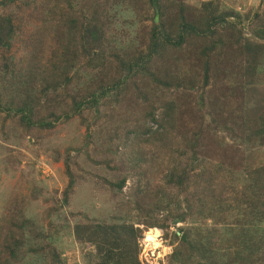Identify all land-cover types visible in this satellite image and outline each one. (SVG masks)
I'll list each match as a JSON object with an SVG mask.
<instances>
[{"label": "trees", "instance_id": "obj_1", "mask_svg": "<svg viewBox=\"0 0 264 264\" xmlns=\"http://www.w3.org/2000/svg\"><path fill=\"white\" fill-rule=\"evenodd\" d=\"M49 1L0 0L4 119L18 130L52 129L71 118L86 130L97 125L94 152L102 157L116 150L115 142L129 143L136 149L134 174L141 173L140 149L165 151L166 158L152 161L161 180L155 190L146 184L149 198L160 186L153 208H141L142 197L129 198L130 190L103 220L44 225L24 214L25 205L17 206L20 218L0 233V257L64 264L53 240L64 229L73 241L93 246L98 260L86 264H142V230L126 220L137 208L145 228H161L164 237L175 223L189 220L180 235L171 233L176 264H264V10L241 16L219 0H55L46 14ZM116 13L150 20L145 47L135 41L125 54L105 45ZM247 19L250 36L243 30ZM35 21L42 23L23 42L33 59L16 57L10 53L16 34ZM50 35L61 57L53 54L45 67L40 60L50 50ZM72 41L82 50H72ZM132 90L134 99L127 96ZM89 141L87 136V157ZM72 161L69 155L62 160L65 205L75 184ZM126 178L111 185L121 192Z\"/></svg>", "mask_w": 264, "mask_h": 264}, {"label": "rangeland", "instance_id": "obj_2", "mask_svg": "<svg viewBox=\"0 0 264 264\" xmlns=\"http://www.w3.org/2000/svg\"><path fill=\"white\" fill-rule=\"evenodd\" d=\"M39 1L47 2V0ZM192 1H198L199 3L201 0ZM219 1L224 9L238 11L241 16L252 15L254 11L262 13L264 10V0ZM56 2L50 0L49 5L43 11L50 14ZM59 6H62L61 2ZM99 9H102L101 5H99ZM23 10L24 14L29 11L27 7H23ZM46 20L45 25H48L49 17ZM113 21L116 25L111 29L112 33L105 42V45H109L111 50L118 53L124 50L123 53L128 54L131 52L132 43L135 41L138 42V47H140V42L142 43L141 46H146L149 40L148 25L150 20H144L143 22L130 20L128 17L116 13ZM41 23L35 21L28 26L21 27L22 31L16 34L10 53H13L16 57L25 54L29 58L30 55V58L33 59V53L31 51L28 53L29 48L25 47L23 42L26 36L35 31ZM250 27V19L245 20L243 30L246 36H250ZM62 35L65 41H70L65 30ZM71 43L72 50H82L80 45L73 44V41ZM56 44L55 37L52 35L45 41V45L49 46L50 50L40 60L43 66L50 67L54 55L55 58L60 60L61 55L57 56L55 50H52ZM67 45H69L67 42L62 44V46ZM225 71L229 73L228 69ZM83 80L84 78L80 81L83 82ZM127 96L134 99V91H130ZM3 114V112L0 113V126L2 125L0 127V233H3L2 229L8 226L10 221L20 218L16 207L22 205L28 208L24 211L26 216L44 225H47L49 221L73 224L84 220H103L105 217L113 215L117 200L121 199L122 196L126 197L125 193L130 190L132 193L128 194L129 198L135 200L137 196L142 197L140 200L141 208L147 210L153 206H151V203L155 201L160 186L158 191H155L154 197L149 198L146 184L149 183L151 185L150 189L155 190L156 187L153 184L161 182L155 175L156 171L151 165H153L152 161L157 160L155 156L159 159L166 158L165 151L162 150L163 153L160 154L150 151L151 148L140 149L139 153L142 154L140 164L142 165L139 170L141 173L136 172L134 174L133 161L130 158L136 152V149H133L125 140L126 144L115 142L112 147L116 150L112 153L108 152L102 157L94 152V143H99L95 139L96 132L99 133L97 125L86 130L83 125L79 124L77 118H71L66 122H58L52 129L35 127L29 130H18L20 127L16 126L15 128V123H12L9 119H4ZM101 119L102 125L104 117ZM148 124L152 125L151 122ZM87 136L90 138L87 152L89 157L95 159L94 161L89 159L83 151L86 147L84 140ZM76 148H81V150L75 151ZM67 155L74 160L71 162V170L75 176V184L65 205L61 198L62 191L67 183V177L64 173L62 160ZM95 161L98 162L95 163ZM123 175L127 176L125 185L122 187L121 192H118L115 190L116 187L111 184ZM138 176L141 177L136 182ZM146 179L150 182H147ZM137 186L142 190L141 193L134 191ZM4 201H6V204H3ZM126 220L131 223L134 222L142 230L141 236L138 238V258L142 264H176V260H170V254L177 244V240L173 239L171 233L176 231L180 235L179 227L190 224L189 220L171 226L168 237H164V230L161 228H145L142 223L143 217L137 208L127 213ZM157 229L159 232L156 231ZM63 230L60 229V232L54 235L53 240L58 246L57 250L61 254L64 264H86L98 260V257L94 255L93 246L80 245L78 242L73 241L71 235L63 233ZM51 233L54 232L51 231ZM148 233L157 235L156 245H146L144 240L147 239ZM0 264H22V262L17 258L11 260L1 254Z\"/></svg>", "mask_w": 264, "mask_h": 264}, {"label": "bare ground", "instance_id": "obj_3", "mask_svg": "<svg viewBox=\"0 0 264 264\" xmlns=\"http://www.w3.org/2000/svg\"><path fill=\"white\" fill-rule=\"evenodd\" d=\"M156 231H158V229L156 230ZM159 232V231H158ZM156 237H157V235L156 234H154V233H148V235H147V239L146 240H144V241H146V245L147 246H149V245H156L157 244V242H156Z\"/></svg>", "mask_w": 264, "mask_h": 264}]
</instances>
